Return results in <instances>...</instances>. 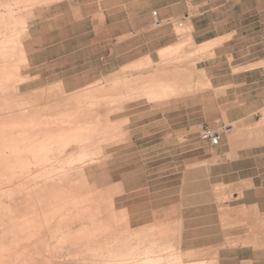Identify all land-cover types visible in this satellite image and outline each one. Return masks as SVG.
<instances>
[{
    "label": "rangeland",
    "instance_id": "rangeland-1",
    "mask_svg": "<svg viewBox=\"0 0 264 264\" xmlns=\"http://www.w3.org/2000/svg\"><path fill=\"white\" fill-rule=\"evenodd\" d=\"M11 3L12 21L0 30L17 32L27 59L15 95L45 109L46 132L65 136L49 148L50 161L43 165L62 168L40 181L47 189L83 196L82 205L102 220L64 223L66 233H89L59 246L49 240L44 258L94 264L86 248L123 243L127 250L139 245L143 257L160 259L157 264H249L243 261L248 258L264 264V253L253 255L242 242L252 235L264 248V215L253 221L239 209L251 200L233 199L229 188L217 184L234 177H227L238 168L234 159L247 153L236 148L264 142V116L237 118L255 104L243 110L224 102L234 95L218 97L196 64L203 47L189 54L166 48L152 57L156 63L133 61L138 54L127 46L140 22L138 0ZM153 79L172 84L174 93H152L157 84L146 91ZM205 129L219 135L222 147L201 138ZM217 153L225 163H217ZM43 166L17 170L13 182L34 181ZM9 185L0 184V190ZM259 207L264 210V196Z\"/></svg>",
    "mask_w": 264,
    "mask_h": 264
},
{
    "label": "crops",
    "instance_id": "crops-1",
    "mask_svg": "<svg viewBox=\"0 0 264 264\" xmlns=\"http://www.w3.org/2000/svg\"><path fill=\"white\" fill-rule=\"evenodd\" d=\"M138 2L142 7L140 22L136 31L129 32V36L135 37L134 46L131 47L132 42L127 46L128 51L131 49L138 54L133 61L146 58L156 63L158 60L152 57L159 58V52L166 48L179 47V52L189 54L195 47L202 46L201 58L196 64H201L205 81L216 89L218 97L234 95L224 102L239 104L243 110L246 104H255L237 118H263L264 0ZM113 47L112 43V52ZM125 49L122 54L127 53ZM220 117L222 115H218ZM222 145L213 146L217 149ZM236 149L247 153L234 159L238 168L227 173V177H234L220 178L217 184L229 188L233 199H250L249 203H241L239 209L258 222L263 220L258 216L264 215L259 207V199L264 196V142ZM220 153H217V163L222 164L225 162L220 159ZM242 240L243 247L250 248L253 255L264 253V248H258L256 237L242 236ZM220 261L218 255L216 262ZM243 261L252 264L254 259Z\"/></svg>",
    "mask_w": 264,
    "mask_h": 264
},
{
    "label": "bare ground",
    "instance_id": "bare-ground-1",
    "mask_svg": "<svg viewBox=\"0 0 264 264\" xmlns=\"http://www.w3.org/2000/svg\"><path fill=\"white\" fill-rule=\"evenodd\" d=\"M14 10L11 0H5L0 8V28L10 24ZM12 32L0 30V184H10L0 190V264H51L44 258L49 240L55 239L54 245L59 246L89 233L81 229L71 235L63 231L64 223L81 219L92 226L102 224V220L93 216V209L82 205L83 196L47 189L43 180L40 181L44 174L62 168L60 164L47 168L43 165L50 161L49 148L60 146L65 136L59 130L46 132L43 129L45 109L16 97L17 83L22 79L21 66L27 59L17 32ZM153 84L159 89L152 93L169 95L175 91L172 84L155 79L146 85V91ZM59 121L58 115L54 123ZM31 164L43 166L38 178L13 182L17 170L23 172ZM86 250L95 258L94 264H157L160 260L154 256L143 257L139 245L129 250L123 243L116 249L98 251L88 247Z\"/></svg>",
    "mask_w": 264,
    "mask_h": 264
},
{
    "label": "built area",
    "instance_id": "built-area-1",
    "mask_svg": "<svg viewBox=\"0 0 264 264\" xmlns=\"http://www.w3.org/2000/svg\"><path fill=\"white\" fill-rule=\"evenodd\" d=\"M156 13L153 12V15H155ZM159 23V22H157ZM201 138L204 140L209 141L212 145H215L217 143H219L220 137L218 134L211 132L210 130H202L201 132Z\"/></svg>",
    "mask_w": 264,
    "mask_h": 264
}]
</instances>
